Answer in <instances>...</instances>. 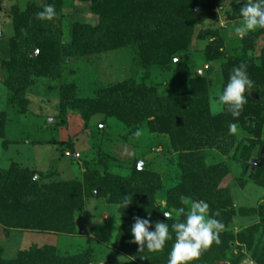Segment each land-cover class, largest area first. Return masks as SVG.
<instances>
[{"label":"trees","instance_id":"trees-1","mask_svg":"<svg viewBox=\"0 0 264 264\" xmlns=\"http://www.w3.org/2000/svg\"><path fill=\"white\" fill-rule=\"evenodd\" d=\"M87 4L96 17L93 24H72L69 41L64 40L63 0H29L24 9L14 5L9 15L13 34L8 38V58L1 62L2 84L9 93L8 104L24 110L26 95L37 79L60 81L67 64L88 56L128 47L136 64L145 69H169L175 58L191 49L199 8L213 9L215 0H72ZM245 2V1H244ZM244 2L234 0L224 11V20H241L239 9ZM46 4H54V21H42L36 13ZM264 29L244 34L238 40V53L224 59L225 39L217 30L205 31L202 39H213L204 48L203 56L209 64L218 63L222 90L233 68L245 65L254 87L246 93L247 103L238 118L233 119L227 106L213 115L209 105L207 77L191 79L186 89L167 96H159L155 87L145 83V75L129 78L113 86L95 87L90 96L80 95L72 84L58 87L59 111H75L85 122L96 115L113 119L132 135L139 127L150 133L167 137L172 156L167 164L172 178L165 183L157 169L129 167L127 175L108 173L109 157L97 148L99 171L86 164L82 178L47 182L35 180V173L0 167V225L5 235L11 230L41 233L72 234L76 232L75 215L84 208L85 199L94 197L100 188L108 203L117 205L121 217L113 248L125 254L132 264H168V255L175 240L171 225L183 221L184 215L175 214L165 220L163 212L184 208L192 201L209 204L210 215L220 220L224 228L219 244H213L191 264H240L246 257L255 264H264V203L252 208L233 207L227 190L219 188L229 173L223 160L210 163L212 155L228 157L241 168L240 187L249 181L264 187V38L258 55L255 49ZM38 51L35 57H32ZM256 95L254 98L251 95ZM4 116L0 114V137ZM236 123L245 134L238 139L229 134V125ZM97 125V133L101 135ZM210 152L212 153L210 156ZM263 158L261 167H253L250 160ZM245 178V179H244ZM248 180V181H247ZM162 194L165 207L156 205ZM123 196H131V203L122 208ZM183 198V199H182ZM219 213V215H214ZM134 217L149 218L169 224L171 241L161 251L153 252L132 243L131 226ZM236 217H256L257 223L237 233L229 230ZM88 250L62 256L54 247L33 246L21 251L16 258L0 264H91Z\"/></svg>","mask_w":264,"mask_h":264},{"label":"rangeland","instance_id":"rangeland-1","mask_svg":"<svg viewBox=\"0 0 264 264\" xmlns=\"http://www.w3.org/2000/svg\"><path fill=\"white\" fill-rule=\"evenodd\" d=\"M28 1L0 0V114L4 116L0 137V167L9 169L16 166L20 170H28L36 174V181L43 183L68 181L82 178L87 171L86 164L93 170H102L96 158L99 148L106 154L105 157H109L108 173L127 175L133 163L138 166L142 161V169L150 167L159 170L166 183L172 178V171L167 167L172 151L167 146L166 136L150 133L144 126L130 135L121 124L101 115L94 116L89 122H85L75 111L65 112L62 116L59 111L58 87L61 84H72L80 95L90 96L95 87L105 88L145 75L147 85L155 87L159 96H167L186 89L191 79L207 77L210 82V112L216 115L223 110L217 99L222 92V78L218 63L209 64L203 56L204 48L213 39H200L199 35L217 30L225 39L224 59L237 54L238 40L244 35L236 32L241 20L226 22L223 18L224 11L234 0H215L214 8L205 12L196 9L198 16L191 49L175 58L169 69L141 67L133 61V51L128 47L88 56L67 64L60 81L37 79L26 95L27 106L20 110L16 105L8 104L9 93L2 84L1 62L8 58V38L13 34L9 11L14 5L24 9ZM63 5L66 42L69 41L72 24L96 23L97 19L89 12L87 4H72V0H63ZM263 38L264 34L258 40L255 55L259 54L263 46ZM97 125L102 129L101 135L97 133ZM236 135L238 139L245 136L240 129ZM260 139L264 141V126ZM209 153L210 156L214 154ZM219 160L229 166V173L222 179L219 188L228 191L235 209H248L264 203V187L256 186L248 180L243 188L240 187L242 171L232 161L231 155L222 159L214 155L209 158L210 163ZM97 189L99 192L96 195ZM94 195L85 199L83 210L75 215L76 232L72 234L11 230L5 235L0 225L1 257L12 260L19 252L30 247L49 245L62 256L88 250L93 258L91 264H132L125 254L113 248L121 224L118 206L108 203L100 188L95 189ZM156 205L165 207L162 194L157 196ZM255 223L256 217H236L229 230L237 233Z\"/></svg>","mask_w":264,"mask_h":264},{"label":"clouds","instance_id":"clouds-1","mask_svg":"<svg viewBox=\"0 0 264 264\" xmlns=\"http://www.w3.org/2000/svg\"><path fill=\"white\" fill-rule=\"evenodd\" d=\"M239 2V0H237ZM57 16L54 4H46L42 11L36 13V18L42 21H54ZM241 17L237 33H248L257 29H264V0H245L239 9ZM254 84L250 79L245 65L241 64L233 68L228 82L218 95V103L227 106L233 119L240 116L244 105L247 103L246 93L253 89ZM238 125H229V134H235ZM183 199V198H182ZM131 196H123L121 207L127 208L131 203ZM132 202V200H131ZM184 215L183 221L177 220L171 225L175 240L168 255V264H191L201 256L202 252L209 249L214 243H220V233L224 228L220 220L210 215L209 204L203 200L192 201L189 210L184 208L163 212L165 220L173 215ZM214 215H219L215 213ZM131 226L132 243L140 246V250L146 246L149 251L163 250L165 244L173 239L166 222H153L149 218L134 217Z\"/></svg>","mask_w":264,"mask_h":264},{"label":"water","instance_id":"water-1","mask_svg":"<svg viewBox=\"0 0 264 264\" xmlns=\"http://www.w3.org/2000/svg\"><path fill=\"white\" fill-rule=\"evenodd\" d=\"M245 0H239V2H244ZM38 51H35V53L33 54L32 57H35L37 55ZM251 95L256 98V95H253V93L251 92ZM264 154V148H262V151H261V155L263 156ZM262 163H263V158L260 157V158H257L256 159V162H253V159L250 160V164L253 166V167H261L262 166ZM142 165H143V162L140 161L139 164H138V169L141 170L142 169ZM99 192V189H97L96 191V195L98 194Z\"/></svg>","mask_w":264,"mask_h":264},{"label":"built area","instance_id":"built-area-1","mask_svg":"<svg viewBox=\"0 0 264 264\" xmlns=\"http://www.w3.org/2000/svg\"><path fill=\"white\" fill-rule=\"evenodd\" d=\"M241 264H255V263L252 262L250 259H246Z\"/></svg>","mask_w":264,"mask_h":264},{"label":"flooded vegetation","instance_id":"flooded-vegetation-1","mask_svg":"<svg viewBox=\"0 0 264 264\" xmlns=\"http://www.w3.org/2000/svg\"><path fill=\"white\" fill-rule=\"evenodd\" d=\"M256 159H257V158H254V159H253V162H256Z\"/></svg>","mask_w":264,"mask_h":264}]
</instances>
